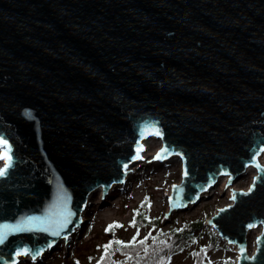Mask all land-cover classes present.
<instances>
[{
    "label": "water",
    "instance_id": "95a60500",
    "mask_svg": "<svg viewBox=\"0 0 264 264\" xmlns=\"http://www.w3.org/2000/svg\"><path fill=\"white\" fill-rule=\"evenodd\" d=\"M150 136L181 160L173 212L257 170L207 224L264 264V0H0V264L69 239Z\"/></svg>",
    "mask_w": 264,
    "mask_h": 264
},
{
    "label": "rangeland",
    "instance_id": "374dc122",
    "mask_svg": "<svg viewBox=\"0 0 264 264\" xmlns=\"http://www.w3.org/2000/svg\"><path fill=\"white\" fill-rule=\"evenodd\" d=\"M150 142L148 147L144 141L147 149L141 152V156L145 159H139L136 164L131 166L134 170L127 174L126 183L116 184L106 198L103 187L90 195L89 205L83 214L84 223L76 228L69 239L61 241L52 252L47 251L37 261L25 259L20 264H94L100 257L103 244L113 236V230H106L110 224L122 225L123 227L117 228L116 234L127 240L135 234V230L129 224L134 210L142 202L150 206V216L159 218L160 225L164 229L172 226L175 221L204 219L205 232L216 234L207 221L216 214L219 208L231 203L234 190H245L251 185L257 170L249 169L229 188V178L227 177L226 181L223 178L215 187L203 194L204 197L197 205L173 212L168 196L171 194L173 184L181 183V160L175 158L153 161L162 148V140L153 136ZM260 159L264 164V156ZM169 214H171L170 217ZM262 230V228L261 230L258 228L249 233L247 246L249 255ZM208 237L210 235H204L205 250L202 251L199 250L200 245L202 246L201 242L194 243L180 251L178 246L169 245L167 249L172 252L169 264H236L238 256L236 246L227 245L219 236L220 240L217 243L209 242ZM196 249L197 262L191 254ZM165 260L166 258H162L159 253L155 259H152L154 264H163Z\"/></svg>",
    "mask_w": 264,
    "mask_h": 264
},
{
    "label": "trees",
    "instance_id": "16d2710c",
    "mask_svg": "<svg viewBox=\"0 0 264 264\" xmlns=\"http://www.w3.org/2000/svg\"><path fill=\"white\" fill-rule=\"evenodd\" d=\"M114 225H109L113 226L111 228L114 231L113 236L103 244L100 257L94 264H154L152 259H155L158 253L162 258H166L163 264H169L172 253L170 249H167L169 245L178 246L180 251L187 249L194 243L201 242L202 246L200 245L199 250L202 251L205 250L204 235H210L208 237L209 242L215 241L217 243L220 240L214 232H205L206 223L204 219L175 221L172 226L164 229L160 225L159 218L150 216V206L145 202H142L133 212L129 225L135 230V234L130 239L127 240L116 234L117 228L120 226ZM116 241H123L124 244L129 245L134 242V246L124 247L117 244ZM109 244L112 247L106 254L105 246ZM191 254L197 262V249Z\"/></svg>",
    "mask_w": 264,
    "mask_h": 264
},
{
    "label": "snow or ice",
    "instance_id": "6c2138e0",
    "mask_svg": "<svg viewBox=\"0 0 264 264\" xmlns=\"http://www.w3.org/2000/svg\"><path fill=\"white\" fill-rule=\"evenodd\" d=\"M155 134L160 135L159 132H156ZM140 151H143V147L137 149V157L136 158L143 159V157L139 156ZM167 151H168L167 148L161 149L160 152H158L157 155L154 157V159L163 158V154ZM260 151H264V148H261ZM10 152H11V148H10V145H8V142L6 140H4L3 138H0V161H4V166L2 168H0V177L5 176L7 174L8 169L11 167L12 156H11ZM255 166L257 168H261V165L259 163H257ZM124 167L127 168V164H125ZM261 170L264 171V168H262ZM185 175H187V173H185ZM253 187H254V184H253ZM234 198H235V195H233V199ZM119 226L123 227L122 225H119ZM133 226H135V225H133ZM253 226L254 225H249V227H253ZM112 227L113 226H109V228L106 230L110 231ZM0 242H2V237H0ZM116 243L121 244L124 247L134 246V242L130 245L124 244L123 241H116ZM141 243H143V241H141ZM111 247H112L111 244L105 246V253L106 254L108 253L109 249H111ZM241 251H243V249ZM21 255H28V250L25 249L22 252H20V251L16 252V256H21ZM36 255H39V253L37 252ZM35 258H36V256L33 255L32 259H35ZM252 259H255V257H252Z\"/></svg>",
    "mask_w": 264,
    "mask_h": 264
},
{
    "label": "bare ground",
    "instance_id": "6f19581e",
    "mask_svg": "<svg viewBox=\"0 0 264 264\" xmlns=\"http://www.w3.org/2000/svg\"><path fill=\"white\" fill-rule=\"evenodd\" d=\"M152 138H153V136H150V137H148L147 139H145V144L148 145V147H149V144H148V143H151L150 141L152 140ZM146 148H147V146H146ZM263 156H264V154H263L260 158H262ZM260 160H261V159H260ZM0 163H1V162H0ZM132 170H134L133 167H131V169L129 168L128 173H130ZM128 173H127V174H128ZM126 176H127V175H126ZM222 179H223V178H222ZM222 179H221V180H222ZM224 179H225V181L228 180L227 177H224ZM99 190H101V189L99 188V189L96 190L95 192H97V191H99ZM95 192H94V193H95ZM94 193H93V194H94ZM84 218H85V217H84ZM84 218H83V219H84ZM81 224H82V223H81ZM80 226H81V225H80ZM80 226H79V227H80ZM259 229L261 230V228H259ZM257 249H258V246H257V243H255V244H254V247H253V250H251V252H250V253H251L250 255H251V256L255 255L256 252H257ZM255 256H256V255H255ZM24 260H25V259H24ZM32 260H33V259H32ZM34 261H35V260H33V262H34Z\"/></svg>",
    "mask_w": 264,
    "mask_h": 264
}]
</instances>
